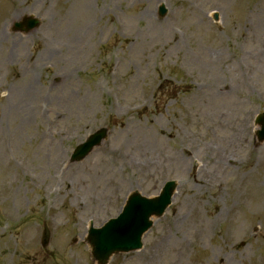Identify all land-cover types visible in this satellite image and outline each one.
<instances>
[{"label":"rangeland","instance_id":"1","mask_svg":"<svg viewBox=\"0 0 264 264\" xmlns=\"http://www.w3.org/2000/svg\"><path fill=\"white\" fill-rule=\"evenodd\" d=\"M260 112L264 0H0V264H97L90 222L171 179L143 248L108 264H264Z\"/></svg>","mask_w":264,"mask_h":264},{"label":"water","instance_id":"2","mask_svg":"<svg viewBox=\"0 0 264 264\" xmlns=\"http://www.w3.org/2000/svg\"><path fill=\"white\" fill-rule=\"evenodd\" d=\"M105 132L106 130H102L103 135H95L90 138L88 143L79 146L75 159L81 160L84 158L92 150L93 145L100 141L101 136L103 137L105 135ZM173 186V183H169L158 199L148 200L140 198L141 201L137 204L138 212L136 214L134 213V216L133 211H130L129 209L131 206H128L125 208L123 215L119 218L115 225H108L105 229L97 231V237H99L101 241L108 240L107 244H101L100 247L108 249L106 252L119 249L118 247L122 246H130L131 249L138 247V236L148 227V225H150L147 221L149 215L152 213L159 214L164 210L165 206L169 202ZM116 230H118V232H116ZM107 231H112L114 233L108 235ZM126 236L127 239H124ZM48 240L49 231L46 229L43 240L44 245L48 243ZM112 243H114L115 246H110ZM104 260L105 258L102 257L101 261Z\"/></svg>","mask_w":264,"mask_h":264},{"label":"bare ground","instance_id":"3","mask_svg":"<svg viewBox=\"0 0 264 264\" xmlns=\"http://www.w3.org/2000/svg\"><path fill=\"white\" fill-rule=\"evenodd\" d=\"M89 6V3H87V5H86V9H87V7ZM14 15V14H13ZM12 15V16H13ZM17 15V14H16ZM16 15H14V16H16ZM48 52L49 51H47V50H45L44 52H43V55H46V54H48ZM32 86H29L28 88H27V90H25V91H23V93H21V97H27L28 95H31L32 94ZM17 106V105H16ZM27 113H29L28 111H27ZM26 113V114H27ZM246 129H245V131L246 132H249V126H244Z\"/></svg>","mask_w":264,"mask_h":264}]
</instances>
